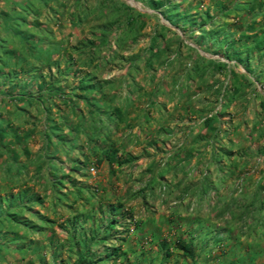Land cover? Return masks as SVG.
Segmentation results:
<instances>
[{
  "label": "rangeland",
  "instance_id": "1",
  "mask_svg": "<svg viewBox=\"0 0 264 264\" xmlns=\"http://www.w3.org/2000/svg\"><path fill=\"white\" fill-rule=\"evenodd\" d=\"M217 1H181L178 27L148 0H0V264H75L88 243L83 264H264V12ZM151 96L182 103L161 145L133 131Z\"/></svg>",
  "mask_w": 264,
  "mask_h": 264
},
{
  "label": "trees",
  "instance_id": "2",
  "mask_svg": "<svg viewBox=\"0 0 264 264\" xmlns=\"http://www.w3.org/2000/svg\"><path fill=\"white\" fill-rule=\"evenodd\" d=\"M150 2V4H152L154 7H159L161 8V12L162 14L171 22L176 23V25L178 27H180L181 22H188L191 18H193V14L190 12L191 9L190 8H182V2L181 1H185V0H180L179 2H176L175 0H170V1H163V0H148ZM202 1V0H201ZM220 1V2H219ZM222 0H218L217 2L221 3L222 6L224 7V11L228 12L231 9H235V10H240L241 8H246V9H251L253 6H249V4L244 3V0H235L232 3H223L221 2ZM261 6L259 7L260 11L264 12V0H261ZM124 6H126L129 9H133L135 11H137V9L135 7H132L130 5H127L125 3H123ZM220 4V5H221ZM161 5V6H160ZM217 5V4H216ZM163 7V8H162ZM216 7H219V5H217ZM195 18V17H194ZM208 18H210V10H205L204 12H202L201 14V19L203 21V23H207L209 20ZM194 21H197L195 19H193ZM226 36V37H225ZM229 38L227 37V35L224 33V40H228ZM223 40V42H224ZM222 55H227L228 57H231L228 52L226 50V46L225 44L222 45ZM95 58H92V60H89L90 62H92ZM239 60L242 61V58L239 57ZM249 68V67H248ZM81 84H80V88L83 90V94H77V96L79 98H81L82 100L86 101L87 104L89 105H94L96 108L98 109L101 107V104L95 100V99H90L89 96L86 94V91H90L92 89H96L95 84L91 82L90 79H81ZM46 89V90H45ZM40 90H42L43 92H48L50 93L51 96L57 95L58 97L64 99L65 101H67L66 95L63 93L62 90H60L59 87L53 85L52 87L49 88V86H47L46 88L42 87L40 88ZM39 99L42 101L43 97L40 96ZM209 118L206 119V122L209 123ZM74 129V128H73ZM7 131V130H6ZM2 132L1 134V140H3V138L7 135V132ZM116 151L115 148H113V146H104V152H103V157H101L100 159H98L99 163H101L103 161V158L110 160L112 157V154ZM14 195V194H13ZM7 197V196H6ZM5 196L0 195V204H4L5 201ZM9 198V196L7 197ZM13 203V202H11ZM12 218L16 223H24L25 225H28V221L29 220H25V219H21L20 215L18 213H13L12 214ZM116 221L115 218H112L111 221L109 222L108 226L106 227V231H108L109 229L114 227V222ZM163 245H165V243H163ZM176 246L179 250L183 251V254L185 256L191 257L192 259L195 258L196 256V251H195V246L193 245V242L186 240L183 237H179L176 241ZM92 249L89 247V243L87 244L86 250L83 254H81L78 259L77 262L75 264H83L86 262V258L87 256L90 255ZM167 255H170V252H167ZM95 261H89V264H94Z\"/></svg>",
  "mask_w": 264,
  "mask_h": 264
},
{
  "label": "crops",
  "instance_id": "3",
  "mask_svg": "<svg viewBox=\"0 0 264 264\" xmlns=\"http://www.w3.org/2000/svg\"><path fill=\"white\" fill-rule=\"evenodd\" d=\"M154 95V94H153ZM207 97H210V98H212L211 96H209V94H207V93H204V95L202 96V98H207ZM170 98H168L167 97V101H168V105H167V103L166 104H164V106H163V108L162 109H159L158 108V110H155V109H157L156 107H155V104L157 103V100H156V98L154 97V96H151L150 98L148 97V100H149V108L147 109V110H145L142 114H140V112H133V114H132V116L133 117H131V119H133L134 121H136L135 123H134V125H135V127H134V129H133V131L136 133H138L139 132V128H140V125L142 126V127H144V128H152V130H153V135H155V137L153 138V143H157L158 145L160 144L161 145V141L158 139V138H160V136L158 135L160 132H164L163 133V136H162V134H161V137H163L162 138V140H169V139H171V138H173V137H170L169 136V134H170V132L171 131H173L172 130V128H170V126H168V124H166V120H167V117L168 116H170L171 114H174V108L176 107V105H175V103H177V107H180V106H182V103H181V101H179L178 99H176L174 102H169L170 100H169ZM171 105H173V106H171ZM175 105V106H174ZM207 105H209V101L208 102H205V103H203V104H201L200 106L201 107H206ZM114 107H116V106H114ZM199 107V106H198ZM126 110H128V109H124L123 110V112H121L122 114H126L127 113V111ZM112 111V110H111ZM121 111V109L120 108H115V110H114V112H116V113H118V112H120ZM204 110L202 109L201 110V112H203ZM155 114H157V115H162V117H163V119H162V123L161 124H158V126L156 125V124H154V122H153V120H152V115H155ZM180 114H181V110H178L176 113H175V115H179L180 116ZM140 115H142L143 117H145V120L144 121H141V122H138V118H139V116ZM164 120V121H163ZM174 124V123H173ZM174 127V126H173ZM175 129V128H174ZM178 131L179 130H177V132L176 133H174V134H178L179 135V133H178ZM5 132V131H4ZM7 132V131H6ZM153 137V136H152ZM158 137V138H157ZM202 137H204V136H202ZM138 141V135L137 134H135L134 135V142H137ZM150 141H152V140H150ZM204 144H205V142H203ZM207 143V142H206ZM122 144H123V142H122ZM207 145V144H206ZM210 145H207V149H208V151H209V149H210V147H209ZM207 152V151H206ZM210 152H207L206 153V156L207 157H209L210 156V154H209ZM173 156V158H183V156H184V154H178V152L177 153H175L174 155H172ZM172 158V157H171ZM205 159H207V158H205ZM215 179V178H214ZM211 183V182H210ZM209 184H207V186H208ZM211 185V184H210ZM204 187L202 186V189H203ZM262 187H261V185H259V187L257 188V190L255 191V196H260L262 193ZM261 205V204H260Z\"/></svg>",
  "mask_w": 264,
  "mask_h": 264
}]
</instances>
